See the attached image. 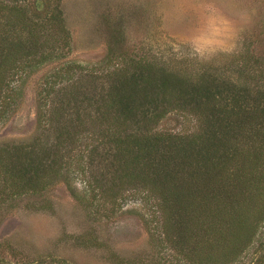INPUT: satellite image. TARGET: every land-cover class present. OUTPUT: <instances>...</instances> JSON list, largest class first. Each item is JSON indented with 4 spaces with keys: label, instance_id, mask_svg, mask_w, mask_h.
Here are the masks:
<instances>
[{
    "label": "trees",
    "instance_id": "obj_1",
    "mask_svg": "<svg viewBox=\"0 0 264 264\" xmlns=\"http://www.w3.org/2000/svg\"><path fill=\"white\" fill-rule=\"evenodd\" d=\"M59 2L0 1L4 24L19 28L16 35L0 30V120L17 103L14 84L27 68L68 47ZM250 61L257 58L246 52L237 63L254 75ZM110 64L98 74L71 64L45 80L41 100L64 81L74 113L68 117L63 102L39 112V123L56 133L51 145L0 146V200L41 193L64 171L62 147L94 128L91 135L111 150L103 156L106 170L92 175L93 196L114 203L125 187L137 188L155 198L160 231L186 264H236L264 221V86L214 71L179 74L142 55ZM172 112L187 119L185 127L157 129ZM259 254L253 264H264V248Z\"/></svg>",
    "mask_w": 264,
    "mask_h": 264
},
{
    "label": "rangeland",
    "instance_id": "obj_2",
    "mask_svg": "<svg viewBox=\"0 0 264 264\" xmlns=\"http://www.w3.org/2000/svg\"><path fill=\"white\" fill-rule=\"evenodd\" d=\"M18 1L31 7L36 0ZM59 3L69 45L62 50V57L27 68L15 82L17 103L0 120V146L33 141L51 145L56 141L55 131L39 123V112L53 110L63 102L70 117L72 101L68 104L62 93L64 81L44 100L40 94L45 80L71 64L98 74L102 67L111 69L112 62L122 64L142 55L179 74L214 71L222 78L264 86V0ZM43 7L47 10L48 3ZM0 30L9 35L19 33V28L11 32L1 18ZM246 52L257 58L254 64L249 62L258 70L254 75L249 74L252 69L237 63ZM183 118L169 113L157 129H183L187 124ZM86 123L90 128L91 123ZM90 129L81 133L80 141L62 147L64 171L41 193L0 200L1 264L188 263L161 233L155 198L131 186L122 189L114 203L105 195L93 196L92 175L106 170L103 156L111 149L110 144L99 143L96 135H91L94 128ZM171 238L174 240V235ZM263 248L264 221L236 264H253Z\"/></svg>",
    "mask_w": 264,
    "mask_h": 264
}]
</instances>
